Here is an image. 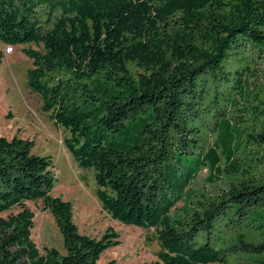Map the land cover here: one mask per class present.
I'll return each instance as SVG.
<instances>
[{"label":"trees","instance_id":"1","mask_svg":"<svg viewBox=\"0 0 264 264\" xmlns=\"http://www.w3.org/2000/svg\"><path fill=\"white\" fill-rule=\"evenodd\" d=\"M0 42L38 48L27 88L102 211L156 231L149 264H264V0H0ZM34 146L0 137V264H98L118 235L79 234ZM35 201L65 255L32 241Z\"/></svg>","mask_w":264,"mask_h":264},{"label":"rangeland","instance_id":"2","mask_svg":"<svg viewBox=\"0 0 264 264\" xmlns=\"http://www.w3.org/2000/svg\"><path fill=\"white\" fill-rule=\"evenodd\" d=\"M4 47L0 42V137L34 140L32 154L51 158L56 183L49 196L72 205V220L79 234L99 239L110 228L118 235L120 245L106 250L98 264L110 261H115V264H149L156 261L159 251L156 231L125 226L102 211L95 194L94 172L77 166L63 144L67 133L53 124L49 114L42 113L41 98L27 88L26 73L31 61L23 55L22 49L38 48L34 45L15 46L12 54H4ZM127 68L135 79L144 74L133 63H129ZM207 180L208 172L204 170L197 183L211 189ZM216 187L221 186L217 184ZM24 206L34 215L31 239L39 253L43 254L44 248H53L65 255L62 237L51 214L43 210L42 202H26ZM180 206L177 204L176 208ZM18 211L14 209L11 213Z\"/></svg>","mask_w":264,"mask_h":264},{"label":"built area","instance_id":"3","mask_svg":"<svg viewBox=\"0 0 264 264\" xmlns=\"http://www.w3.org/2000/svg\"><path fill=\"white\" fill-rule=\"evenodd\" d=\"M12 50H13L12 48L6 47V49H5V53H6V54L11 53Z\"/></svg>","mask_w":264,"mask_h":264},{"label":"crops","instance_id":"4","mask_svg":"<svg viewBox=\"0 0 264 264\" xmlns=\"http://www.w3.org/2000/svg\"><path fill=\"white\" fill-rule=\"evenodd\" d=\"M13 48H14V47H13ZM5 49H6V46L4 47V54H6V53H5ZM13 52H14V51L12 50V52H11L10 54H12Z\"/></svg>","mask_w":264,"mask_h":264},{"label":"bare ground","instance_id":"5","mask_svg":"<svg viewBox=\"0 0 264 264\" xmlns=\"http://www.w3.org/2000/svg\"><path fill=\"white\" fill-rule=\"evenodd\" d=\"M8 54H10V53H8ZM32 234V233H31Z\"/></svg>","mask_w":264,"mask_h":264}]
</instances>
